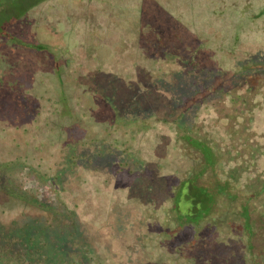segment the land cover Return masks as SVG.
<instances>
[{
  "label": "rangeland",
  "instance_id": "obj_1",
  "mask_svg": "<svg viewBox=\"0 0 264 264\" xmlns=\"http://www.w3.org/2000/svg\"><path fill=\"white\" fill-rule=\"evenodd\" d=\"M15 8L0 13V264H141L191 165L175 121L213 128L219 93L264 89V0ZM141 15L139 35L165 39L146 37L133 70L122 42ZM99 47L114 50L96 59ZM253 128L264 134V108Z\"/></svg>",
  "mask_w": 264,
  "mask_h": 264
},
{
  "label": "trees",
  "instance_id": "obj_2",
  "mask_svg": "<svg viewBox=\"0 0 264 264\" xmlns=\"http://www.w3.org/2000/svg\"><path fill=\"white\" fill-rule=\"evenodd\" d=\"M38 2L0 0V13L4 16L16 11L17 4L26 9ZM142 20L143 15L136 16L132 28L123 36V51L133 58L130 64L133 70L136 55L142 54V44L147 48L146 37L153 38L156 46L165 39L150 27L140 36L138 21ZM114 28L117 26L112 25L103 33L105 42ZM111 48L99 47L96 59L99 54L101 59L107 57L114 50ZM163 53L166 52H160ZM120 66V71L126 67ZM260 75L264 85V75ZM219 96L213 128L199 122L174 123L176 147L190 158L191 165L164 198L168 202L164 217L160 225L151 224L159 226L157 242L154 246L144 245L146 254L141 264H264V167L258 163L264 155V144L259 137L264 134H258L253 128L255 110L264 108V89L247 85L222 91ZM153 217L154 214L152 221ZM186 227V237L174 249L173 256L172 252L167 256L168 241ZM146 239L153 241L154 238L146 237L147 242Z\"/></svg>",
  "mask_w": 264,
  "mask_h": 264
},
{
  "label": "flooded vegetation",
  "instance_id": "obj_3",
  "mask_svg": "<svg viewBox=\"0 0 264 264\" xmlns=\"http://www.w3.org/2000/svg\"><path fill=\"white\" fill-rule=\"evenodd\" d=\"M58 59V58H57ZM126 110V109H125Z\"/></svg>",
  "mask_w": 264,
  "mask_h": 264
}]
</instances>
